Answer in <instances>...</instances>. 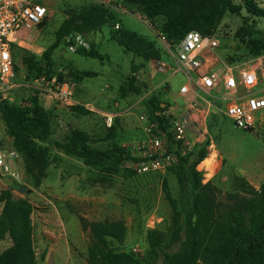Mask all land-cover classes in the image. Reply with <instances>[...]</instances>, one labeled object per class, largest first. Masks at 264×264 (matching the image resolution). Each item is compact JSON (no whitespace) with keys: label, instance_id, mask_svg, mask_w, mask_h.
I'll list each match as a JSON object with an SVG mask.
<instances>
[{"label":"rangeland","instance_id":"obj_1","mask_svg":"<svg viewBox=\"0 0 264 264\" xmlns=\"http://www.w3.org/2000/svg\"><path fill=\"white\" fill-rule=\"evenodd\" d=\"M108 1L123 9H111L117 21L83 35L85 46L82 48L95 51L99 56L97 59L70 52L63 39L49 60L43 57L44 51L54 43L55 32L63 21L69 15L95 5L89 0H43L48 13L44 22L29 32L28 39L33 40L31 53L22 55L17 52L13 57L17 68L14 83L18 87L9 93L8 99L11 100L8 102L29 107L28 98L36 96L40 106L49 114L51 130L48 141L41 144L48 148L50 164L40 186L35 187L25 174L21 156L18 177L0 178V192L10 190L15 198L26 199L33 207L30 219L35 264H46L49 256L54 264H86L91 238L84 225L112 221H122L126 228L124 241L111 243L115 251L131 253L142 260V264L162 263L161 254L157 258L149 254L146 232L156 229L167 238L171 226V207L167 198L176 201L179 198L176 178L168 171L137 174L128 165L144 155L142 148L138 150V147L148 141L149 136L139 120L147 115L145 99L161 86L159 84L166 82L168 93L162 99L171 103L174 98L180 105L177 92L186 78L181 72L172 75L157 67L158 62L174 67L173 60L164 51H161L160 60L144 62L131 52L125 53L115 42V32L127 30L154 42L160 50L161 45L150 24L160 27L165 16L149 19L139 5H125L122 0ZM155 1L141 0L145 4H154ZM227 1L239 8V14L211 7L196 15L198 20L216 29L211 35L218 39L219 46L206 66L220 75L226 69L252 63L264 55V48L258 55L250 53L252 43L264 38V16L260 14L264 12V0ZM172 12L168 11L166 15ZM29 57L33 58L31 63ZM73 71L90 75L77 83L69 74ZM52 80L56 84L73 82L74 99L78 104L92 103L101 111L114 112L113 127L106 128L99 114L82 115L73 111L72 106L50 102L42 96L36 88ZM134 87L140 89L138 94L133 91ZM122 89L125 93L121 92ZM203 96L208 104L202 103L200 109L208 108L209 113L205 120L206 133L199 144H212L214 150L208 146L206 158L211 152H216V156L211 170L201 169V161L196 171L201 175L200 183L210 182L216 188V200L225 203L227 196L236 191L238 176L255 189L264 182V117L251 132L238 129L220 112L237 95H226L219 86ZM197 120L195 126L199 128L202 119L197 117ZM0 127L3 146L12 148L11 139L1 124ZM163 128L153 130L150 137L165 134L170 125ZM72 130L85 132L92 147L106 150L118 146L131 159L113 171L86 167L82 160L67 156L52 145L53 142L66 143ZM124 170L134 174L125 177ZM22 186L25 190L19 193ZM10 245V238L5 236L0 241V253ZM163 248L174 252L178 245Z\"/></svg>","mask_w":264,"mask_h":264},{"label":"trees","instance_id":"obj_2","mask_svg":"<svg viewBox=\"0 0 264 264\" xmlns=\"http://www.w3.org/2000/svg\"><path fill=\"white\" fill-rule=\"evenodd\" d=\"M125 5H139L143 14L149 19L158 15L166 17L160 27L150 24L162 33L171 45H177L189 32L195 31L203 36L211 35L216 30L212 25L196 18L200 12L211 7L239 14V8L227 0H156L154 4H145L141 0H122ZM168 11H174L167 14ZM264 16V12H260ZM117 21L111 9L93 5L78 14H71L55 32V41L43 53L49 60L52 53L59 48L60 41L74 33L87 34L96 31L109 23ZM115 42L125 53L131 52L144 62L160 60V50L154 42L127 30L116 31ZM264 48V38L252 43L250 53L258 55ZM13 57L30 54L13 48ZM164 53V52H163ZM76 54L82 57L97 59L93 50L80 47ZM31 63L32 57L28 58ZM14 63V62H13ZM15 72L17 70L14 64ZM78 83L88 77L87 72H70ZM133 80V78H132ZM131 80V83H132ZM137 94L140 89L134 87ZM125 93L124 89L121 90ZM146 98L144 105L149 120L158 122L159 129L169 126L168 119L156 117L159 104L170 105L162 96L167 91L158 88ZM29 107L0 102V124L5 134L11 139L12 148L21 156L25 174L35 187L40 186L45 171L50 164L49 151L42 143L48 141L51 130L48 112L40 106L36 96L28 98ZM71 109L82 115L88 112L81 106ZM113 127V126H112ZM55 149L67 156L82 160L86 167L101 168L113 171L122 163L131 159L122 148L112 146L106 150L92 147L89 136L79 130H72L66 143L53 142ZM208 142L196 145L192 153L179 157L176 163L168 168L177 181L178 200L168 196L171 207V226L168 229L169 240L163 232L156 229L147 230L146 242L148 252L153 258L162 255L161 264H264V182L255 189L246 180L236 178V191L227 196L225 203L216 200V188L210 182L200 183V173L196 166L207 159ZM127 175L134 173L124 170ZM124 172V173H125ZM209 176V175H208ZM165 193L168 195L166 186ZM0 241L5 236L10 238L11 245L0 253V264H35L33 251L32 223L30 216L33 207L23 198H15L10 190L0 192ZM89 229L90 245L87 249L86 264H142L131 253L117 252L112 242L121 244L124 241L126 228L122 221L92 222L84 225ZM178 245L174 252L165 251L163 247Z\"/></svg>","mask_w":264,"mask_h":264},{"label":"built area","instance_id":"obj_3","mask_svg":"<svg viewBox=\"0 0 264 264\" xmlns=\"http://www.w3.org/2000/svg\"><path fill=\"white\" fill-rule=\"evenodd\" d=\"M89 1L108 9L123 10L108 0ZM47 13L43 0H0V102L10 101L9 93L18 87L14 83L13 48L30 52L33 40L28 39L29 32L44 22ZM152 30L161 49L174 62V67L164 62H158L157 67L172 75L183 73L186 82L178 88L177 96L181 98L178 108H173L175 101L170 105L160 103L159 110L154 114L156 117L168 119L170 128L165 134L150 137L153 130L159 128L158 122L150 121L148 114L139 118L141 128L149 137L147 142L138 147V150L142 148L144 155L128 165L137 174L164 173L179 157L193 152L195 146L201 143L200 138H204L206 133L205 120L209 110L204 107L200 109L202 103L208 104L203 94L219 86L226 95H237L220 111L236 128L251 132L264 117V55L252 60V63L226 69L220 75L206 66L208 58H213L214 51L219 46L216 37L203 36L192 31L173 46L162 33L154 28ZM63 40L72 53L85 46L82 34L74 33ZM166 86L165 82L159 88L167 91ZM36 89L50 102L71 105L75 84H56L52 80L42 83ZM81 106L90 113L99 114L106 128L113 126L116 117L114 112L101 111L92 103ZM197 117L202 119L199 128L195 126ZM2 143L0 132V178L16 179L17 169H20V155L14 148L5 149ZM209 147L214 150L212 144Z\"/></svg>","mask_w":264,"mask_h":264},{"label":"bare ground","instance_id":"obj_4","mask_svg":"<svg viewBox=\"0 0 264 264\" xmlns=\"http://www.w3.org/2000/svg\"><path fill=\"white\" fill-rule=\"evenodd\" d=\"M215 156H216V152H211L209 157L201 162V164H200L201 169L208 171L210 169V167L212 166V163L215 162L214 161Z\"/></svg>","mask_w":264,"mask_h":264},{"label":"crops","instance_id":"obj_5","mask_svg":"<svg viewBox=\"0 0 264 264\" xmlns=\"http://www.w3.org/2000/svg\"><path fill=\"white\" fill-rule=\"evenodd\" d=\"M209 60H211V57H209L208 58V61ZM158 73V72H157ZM160 74V73H159ZM172 76V75H171ZM185 76V75H184ZM164 83V82H163ZM167 84V83H166ZM159 85H161V84H159ZM182 85V84H181ZM180 85V86H181ZM159 87V86H158ZM170 90V89H169ZM168 93V92H167ZM169 98H173L172 96H168ZM173 101H175V99L173 98ZM77 105H79V106H81L82 104H78V102H76V100L74 99V95H73V97H72V103H71V105H69V106H77ZM177 105V104H176ZM176 105H173V108H178V105L176 106ZM211 168H212V166L210 167V169L209 170H211Z\"/></svg>","mask_w":264,"mask_h":264},{"label":"water","instance_id":"obj_6","mask_svg":"<svg viewBox=\"0 0 264 264\" xmlns=\"http://www.w3.org/2000/svg\"><path fill=\"white\" fill-rule=\"evenodd\" d=\"M24 190H25V186H22V187L19 188L18 192H19V193H23ZM46 264H54V263H53V259H52L51 256L48 257V260H47V263H46Z\"/></svg>","mask_w":264,"mask_h":264}]
</instances>
